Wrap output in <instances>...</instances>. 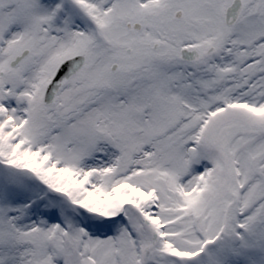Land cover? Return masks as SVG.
Wrapping results in <instances>:
<instances>
[{
  "label": "snow or ice",
  "instance_id": "snow-or-ice-1",
  "mask_svg": "<svg viewBox=\"0 0 264 264\" xmlns=\"http://www.w3.org/2000/svg\"><path fill=\"white\" fill-rule=\"evenodd\" d=\"M0 264H264V0H0Z\"/></svg>",
  "mask_w": 264,
  "mask_h": 264
}]
</instances>
